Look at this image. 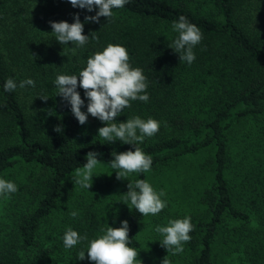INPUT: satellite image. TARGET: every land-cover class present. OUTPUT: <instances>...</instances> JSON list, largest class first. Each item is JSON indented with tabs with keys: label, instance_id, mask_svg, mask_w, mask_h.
<instances>
[{
	"label": "trees",
	"instance_id": "obj_1",
	"mask_svg": "<svg viewBox=\"0 0 264 264\" xmlns=\"http://www.w3.org/2000/svg\"><path fill=\"white\" fill-rule=\"evenodd\" d=\"M29 2L0 0V178L17 185L10 195L19 198L10 212L11 230L0 228V264L78 260L77 247L84 241L65 260L56 254L64 248V233L72 228L89 239L112 209H99L103 194L94 198L90 189L74 184L90 151L102 161L93 186L115 187L123 202L129 182L146 179L164 190L162 199L181 218L191 217L187 264H232L234 257L239 264H264V25H250L246 13L252 6L264 13V0H129L99 23L85 21L98 8L89 12L69 0H51L60 21L72 23L78 13L84 24L89 41L75 55L71 42L61 45L54 33L38 29ZM181 15L203 34L191 65L169 47L178 35L172 24ZM10 18L17 25L7 35ZM108 44L126 47L130 65L142 68L148 82V102L132 101L116 122L135 116L161 122L159 131L138 145L151 155V170L128 179L118 180L109 161L113 151L134 145L104 141L98 135L103 122L90 114L81 125L54 83L57 75H78ZM8 78L17 84L31 78L35 87L6 92ZM77 91L87 112L84 90ZM30 95L37 100L33 109ZM58 125L61 132L54 130ZM121 209L117 227L127 220L129 246L144 254L150 215L124 202ZM72 211L79 215L73 218ZM45 226L62 235L53 247L46 245Z\"/></svg>",
	"mask_w": 264,
	"mask_h": 264
},
{
	"label": "clouds",
	"instance_id": "obj_2",
	"mask_svg": "<svg viewBox=\"0 0 264 264\" xmlns=\"http://www.w3.org/2000/svg\"><path fill=\"white\" fill-rule=\"evenodd\" d=\"M69 2L73 7L87 9L89 12L98 8L96 14L86 16L85 21L99 23L100 17L107 20L112 18L113 9L123 8L129 0H69ZM49 23L55 39L61 45H68V42L74 45L70 48L73 55L89 41V36L84 34V24L78 13L74 15L72 23L63 20ZM172 29L178 35L169 47L179 54V61L191 65L196 59L194 48L203 38L200 28L181 15L173 22ZM129 61L130 56L126 47L108 44L102 51L95 52L87 59L86 67L78 75L60 74L54 82L58 95L71 105V111L81 125L87 122L90 114L103 122L104 126L98 129V135L104 141L113 143L119 140L134 145V150L112 152L114 158L109 161V166L115 170L118 180L128 179L131 173H147L151 170V155L146 154L138 145L142 144L146 137L154 136L161 126V122L156 119L149 117L145 120L140 116L116 122L115 118L120 116L125 108H131L132 101L149 100L148 82L143 69L132 67ZM25 86L35 87V81L28 78L17 84L14 79L8 78L4 90L12 92L17 87ZM78 86L84 90L87 97V112L82 111L85 101L77 91ZM39 97L45 101L48 99L45 96ZM54 130L61 132L60 125ZM98 155L99 153L95 151L86 154L87 162L82 168L76 169L74 184L88 190L91 188L94 170L102 162L97 159ZM127 187L123 202L130 210L134 207L142 216H155L167 206V201L162 199L166 195L164 190L157 192L146 179L129 182ZM17 191L18 187L14 182L0 178V196L7 197ZM70 215L75 218L79 213L72 211ZM193 228L191 217L185 216L168 221L167 226L157 225L155 231L162 235L163 239L160 242L167 253L176 255L182 253L184 245L191 240L190 233ZM129 230L127 220H123L120 227L108 225L106 229H101L103 234L90 240L88 244L87 258L94 264H142L138 258L139 251L129 246ZM85 240H88L87 234L81 236L72 228H68L63 236V244L67 249ZM86 252L80 251L78 260H84ZM162 264H169V261L164 258Z\"/></svg>",
	"mask_w": 264,
	"mask_h": 264
},
{
	"label": "rangeland",
	"instance_id": "obj_3",
	"mask_svg": "<svg viewBox=\"0 0 264 264\" xmlns=\"http://www.w3.org/2000/svg\"><path fill=\"white\" fill-rule=\"evenodd\" d=\"M33 2V10L36 15H32L38 19L37 27L41 29L42 33L50 34L52 33L51 24L50 21H57L59 22L60 19L56 17L57 12L55 10L54 5H51V0H30V4ZM257 3V2H256ZM248 4V1H247ZM250 17L251 21H248L250 25L252 26H260L261 24L264 25V13L263 10L260 13L259 9H256L254 6L250 7V9L246 12ZM16 21H14L13 18L8 19V28L11 30L10 32H7V35H11L14 32V29L16 28ZM42 44V43H41ZM40 42H38L39 49H45L47 50V47H41ZM37 100L33 98L31 95L29 96L28 101V107L33 109L37 105ZM90 118H92L91 115H89ZM98 171V169H96ZM96 173H94L93 176V182L96 180V177H99L101 173L98 174V176H95ZM96 183H100L96 181ZM93 184V183H92ZM157 184L154 185V189L159 192L160 189ZM93 189H95L93 191ZM91 194H94V198L102 195L101 198L105 200V202L99 207H108L109 205L112 206L111 211H106L105 217L103 216V219L99 222L97 225L96 231L93 233L91 238L88 240H85L84 242L80 243L77 247V252L79 254L80 251L87 250L88 244L90 240L96 238L98 235H102L101 229H106L109 226L111 227H117V225L120 223L119 218L121 217V214L123 210L121 207L123 206V202L121 200V196L119 195V192H117L116 188L113 186L106 187L104 189L102 184L91 186L90 191ZM96 192V193H95ZM103 192V193H102ZM98 195V196H96ZM13 195L0 196V228L4 227L5 232L8 230H11V226L15 223L13 219L12 214H10L12 210L13 204L18 201V196L14 200L12 198ZM165 200V199H164ZM119 217V218H118ZM173 219H181V214L175 211V209L172 207V205L167 201V206L157 215L153 216L150 215L147 226L144 231V236H146L143 241L147 244V246L144 248V254L139 252V259L142 261V264H162L163 259H167L169 261V264H187L189 261V245L187 243L184 245V250L182 253L173 255L171 252L167 253V250L165 247L161 245V240L163 239L162 235L157 233L155 231V228L157 225L160 226H167L168 221ZM14 221V222H13ZM3 225V226H2ZM9 225V228L6 227ZM45 233H46V245L47 247H53L54 244L58 243V240L62 237L58 233V230L54 229L52 226H45ZM229 228L226 227L225 230L227 231ZM63 243V242H61ZM64 245V244H63ZM59 252L60 256L62 255V260H65L67 258V254L71 252L70 249L67 248H59L56 250V254ZM65 262V261H64ZM72 264H94L93 261H90L87 258V252L85 253V259L84 260H76ZM232 264H239L238 260L234 257Z\"/></svg>",
	"mask_w": 264,
	"mask_h": 264
}]
</instances>
